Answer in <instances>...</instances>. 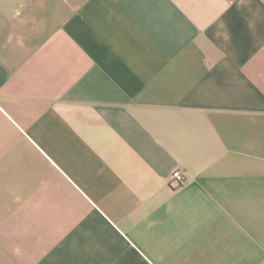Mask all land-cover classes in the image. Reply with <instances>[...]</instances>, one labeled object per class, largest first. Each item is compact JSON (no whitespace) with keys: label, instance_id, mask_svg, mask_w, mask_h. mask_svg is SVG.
I'll return each instance as SVG.
<instances>
[{"label":"crops","instance_id":"obj_1","mask_svg":"<svg viewBox=\"0 0 264 264\" xmlns=\"http://www.w3.org/2000/svg\"><path fill=\"white\" fill-rule=\"evenodd\" d=\"M0 264H264V0H0Z\"/></svg>","mask_w":264,"mask_h":264},{"label":"built area","instance_id":"obj_2","mask_svg":"<svg viewBox=\"0 0 264 264\" xmlns=\"http://www.w3.org/2000/svg\"><path fill=\"white\" fill-rule=\"evenodd\" d=\"M186 175L182 170H175L172 174V180L179 184L186 182Z\"/></svg>","mask_w":264,"mask_h":264}]
</instances>
